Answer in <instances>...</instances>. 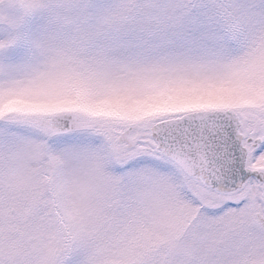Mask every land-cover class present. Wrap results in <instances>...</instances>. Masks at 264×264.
<instances>
[{"label": "rangeland", "instance_id": "374dc122", "mask_svg": "<svg viewBox=\"0 0 264 264\" xmlns=\"http://www.w3.org/2000/svg\"><path fill=\"white\" fill-rule=\"evenodd\" d=\"M203 109L264 115V0H0V264H264V187L217 193L152 136Z\"/></svg>", "mask_w": 264, "mask_h": 264}, {"label": "water", "instance_id": "95a60500", "mask_svg": "<svg viewBox=\"0 0 264 264\" xmlns=\"http://www.w3.org/2000/svg\"><path fill=\"white\" fill-rule=\"evenodd\" d=\"M68 121L66 116L53 118L61 130L67 129ZM240 125L232 109H203L163 120L152 131L162 153L189 176L216 190L232 191L251 176L264 182V171L246 166Z\"/></svg>", "mask_w": 264, "mask_h": 264}, {"label": "flooded vegetation", "instance_id": "af4514ba", "mask_svg": "<svg viewBox=\"0 0 264 264\" xmlns=\"http://www.w3.org/2000/svg\"><path fill=\"white\" fill-rule=\"evenodd\" d=\"M13 107L16 110V111H14L15 114H18V116L24 117V115H26V114L29 116V113H28V111L26 109H21L20 106H13ZM235 111L238 113L239 118L241 120L240 132L243 135V144H244V146L247 149L246 166L249 167V168H253V169L264 171V166L262 165L264 160L258 159V160L254 161V162L252 160V155H253L252 149H255V148L263 145L262 148L258 152L260 153L259 155H262L264 153V122H262L261 127H260L261 132H262L261 136L254 137V135L257 133V131L259 129L257 123H261V121L264 120V115H262L263 119L262 118L261 119L258 118V116L253 117V118H248V117L246 118L241 113V111H239V110H235ZM35 114H38L40 116V111H35ZM62 116L63 117L66 116L69 119L67 129L61 130L58 126H56L52 122L54 130L56 132H66V131L72 132V130L76 126L75 120H74V115L68 113V114H65V115H62ZM27 119L28 118L26 117L25 120H23L24 123H22V125H23L24 128L28 127L30 131L37 132V133H42L41 128H40V127H42V120L38 119V120H35L34 122H32V121H29ZM78 126L80 127V125H78ZM132 129H133V127L127 129L124 132L121 131V133H120L121 142L128 143L130 146L133 144L132 143V139H130V137H129V135L132 132ZM152 136L154 137L153 134H152ZM263 159H264V157H263ZM255 162L257 164L259 163L260 165H257L258 167H256V163ZM192 179H194V178H192ZM195 180H197V179H195ZM198 181L204 182L209 188H211L214 191H216L217 193H221V194H224V193H226V194L230 193L231 194V193H234L235 191H238V190L241 191V190H243L245 188V186L247 185V183L249 181H251L252 183L259 184L260 186L264 187V182H260L255 176H251L250 178H248V180L240 188H238L236 190H232V191H219V190H216V189L210 187L204 180H198ZM243 199H247V198L242 197L241 203L244 201ZM229 203L230 204H234L235 203L234 199H229L228 200V204ZM256 217H257V219L259 221L258 223L264 226V214H263V211L261 209L260 210L258 209V211L256 212Z\"/></svg>", "mask_w": 264, "mask_h": 264}]
</instances>
